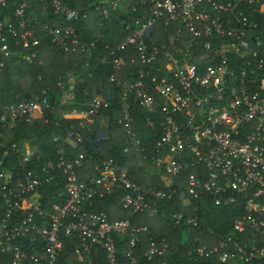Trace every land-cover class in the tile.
<instances>
[{
	"label": "built area",
	"instance_id": "obj_1",
	"mask_svg": "<svg viewBox=\"0 0 264 264\" xmlns=\"http://www.w3.org/2000/svg\"><path fill=\"white\" fill-rule=\"evenodd\" d=\"M106 2L94 4L95 9H78L68 0H0V75L3 58L16 55V48L23 61L37 57L34 46L39 38L34 31L38 27L51 38L56 51L84 53L89 60L103 37L102 33L89 36L92 15L97 12L104 20L114 16L125 38L105 44L108 55L104 60L121 70L125 54L130 53L131 62L141 65L128 72L125 80L114 73L109 77L119 88L123 106L120 123L130 140L125 152L144 150L131 128L135 102L145 113L147 125L161 130L151 158L155 167L149 174H157L162 184L140 183L130 165L114 158L88 165L85 152L73 158L64 150L58 159L22 172L21 167L34 163L35 150L27 143L21 149L8 143V133L18 120L32 124L50 103L45 97L0 104V210L4 211L0 264L6 260L8 264H64L67 240L72 241L77 260L66 264H96L102 256L106 264H118L117 235L127 237L125 254L130 264H146L136 252L146 235V261L169 264L165 260L169 243L165 238L156 240L150 226L133 224L130 219L112 220L105 211L92 208L96 198L116 195L123 210L165 217L160 206L175 199L180 188L177 178L184 170L189 173L179 197L192 217L186 220L185 212L174 213L171 224L185 222L196 230L200 222L195 212L204 195L212 197L217 206L233 205L241 210L231 233L211 248H195L194 253L214 255L223 262L240 259L264 264V0ZM161 22L166 33L171 26L177 27V36L167 43L158 41ZM106 23L101 20L99 27L107 28ZM76 92L72 78L59 107L78 103ZM114 92H108V97L98 93L79 109L59 111L79 120L86 131L97 133L94 116L111 104ZM79 131L72 125L64 141L78 147L84 142ZM61 179L64 190L46 207L40 188L58 185Z\"/></svg>",
	"mask_w": 264,
	"mask_h": 264
},
{
	"label": "trees",
	"instance_id": "obj_2",
	"mask_svg": "<svg viewBox=\"0 0 264 264\" xmlns=\"http://www.w3.org/2000/svg\"><path fill=\"white\" fill-rule=\"evenodd\" d=\"M68 4L74 8L83 9L90 7L95 9L96 5L103 6L107 4L106 0H68ZM96 4V5H94ZM35 8L40 10L41 6L36 4ZM101 20L107 22V28L99 27ZM96 21V24H95ZM88 34L102 33L103 37L99 40L100 48L95 51L89 61L84 53H65L56 51L51 38L47 36L41 27L34 31L38 36L39 42L34 46L37 57L30 62L22 60L20 48H16L17 54L14 56L4 57V70L0 75V104L13 103L20 98L31 100H41L48 98L50 108L44 111L43 115L36 116V120L31 124L25 120H18L16 126L8 133L6 141L16 143L21 149L24 144L29 142L35 150L34 163L20 168V171L35 168L46 160H56L60 157L62 150L68 157H76L80 152L87 154V164L92 165L96 160L114 158L120 164L130 165L135 173L134 178L142 184H162L157 174L148 175L145 169L152 166V156L156 154V144L160 137L159 128H151L146 123V116L137 104L133 102L132 112L134 121L132 130L138 139L141 140L144 150L140 153L135 149L131 152H125V147L130 143L127 128L120 123L123 116V106L121 99L118 97L119 88L109 82V77L113 73L121 79H126V74L131 71H137L141 65L139 62H131V54H125V65L121 70H117L113 65L105 61L108 50L105 44L117 39L115 43L121 42L125 38V32L122 31L118 19L114 16L109 20H104L97 12L92 15ZM87 24V26H89ZM159 32V42L167 43L170 38L177 36V27L171 26L170 32L164 30V23L157 26ZM14 44L15 40L10 38ZM122 54V53H120ZM76 79V95L78 103L68 104L59 107V99L64 95L65 89L69 87V81ZM61 83V85H60ZM116 91L111 100V104L102 107L94 118L97 126L101 116L109 117V126L111 135L108 139L98 140L97 133H90L84 129L79 120L74 118L63 117L60 109L71 111L80 108L82 104L91 101L98 93L108 97V92ZM88 93V94H87ZM56 108V112L52 109ZM159 122V120H157ZM76 125L79 132L84 135V142L78 147H73L64 141L67 137L71 126ZM55 136L61 137L56 141ZM98 149L97 153L94 151ZM148 156V159L143 158ZM92 157V159H91ZM16 158V157H15ZM140 162L142 165H140ZM14 162L7 165H13ZM16 165L20 167L19 162ZM155 166H152V168ZM156 171V170H155ZM188 170H184L177 183L180 184L178 194L174 200L161 205V210L166 212V216H150L148 213L135 212L134 210H123L118 206V197L109 195L103 198H96L95 206L92 210L105 211L110 219H130L133 224L148 225L156 240L165 238L169 243V253L165 260L169 264H256L257 262H246L240 259H229L226 262L220 261L214 255L200 257L194 253L195 248L205 245L211 248L217 245L227 234L233 231V225L237 217L241 215V210L233 205L217 206L213 198L204 195L199 199L198 210L195 215L198 217L200 225L194 230L190 224L183 223L180 226H174L170 222V216L174 213L185 212V219L192 217L190 211H186L183 202L180 200V192L185 183H187ZM65 180L61 179L58 185L47 184L40 188L42 200L46 207H50L52 202L57 201L56 195L64 190ZM61 197L60 200H64ZM194 202L193 205H195ZM3 210H0V217L3 216ZM149 235L143 236L141 243L137 246V256L146 264L144 252L147 250ZM118 247V264H130L126 256L127 237L116 236ZM65 256L62 263L76 261L73 252L72 241H66ZM232 246V243L229 245ZM164 259V258H162ZM258 261V260H256ZM9 261L6 260L5 264ZM96 264H106L105 257L96 259Z\"/></svg>",
	"mask_w": 264,
	"mask_h": 264
},
{
	"label": "crops",
	"instance_id": "obj_3",
	"mask_svg": "<svg viewBox=\"0 0 264 264\" xmlns=\"http://www.w3.org/2000/svg\"><path fill=\"white\" fill-rule=\"evenodd\" d=\"M61 115L64 117L63 114H61ZM67 117H69V116H67ZM106 118L108 120H106ZM110 135H111V132H110V126H109V117L101 116V119L99 121V125L97 128V138L101 142L102 140L108 139L110 137ZM27 143H28V145H30L29 142H27Z\"/></svg>",
	"mask_w": 264,
	"mask_h": 264
},
{
	"label": "rangeland",
	"instance_id": "obj_4",
	"mask_svg": "<svg viewBox=\"0 0 264 264\" xmlns=\"http://www.w3.org/2000/svg\"><path fill=\"white\" fill-rule=\"evenodd\" d=\"M57 110V109H56ZM104 117V116H103ZM106 120H108L107 118H106ZM28 144V143H27ZM26 143H25V145H27ZM153 166V165H152ZM152 166H148L147 167V170H146V172H147V174L149 175V171H151V170H153V168H151ZM150 176V175H149Z\"/></svg>",
	"mask_w": 264,
	"mask_h": 264
}]
</instances>
